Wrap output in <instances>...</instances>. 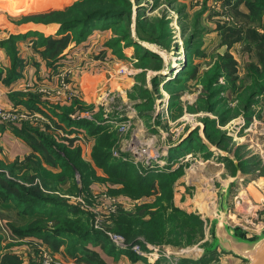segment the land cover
<instances>
[{"label": "rangeland", "instance_id": "374dc122", "mask_svg": "<svg viewBox=\"0 0 264 264\" xmlns=\"http://www.w3.org/2000/svg\"><path fill=\"white\" fill-rule=\"evenodd\" d=\"M127 1L130 16L95 20L92 32L81 43L76 41L75 28L59 32L57 39L67 37V43L61 45L80 50L67 60L68 64L57 66L66 57L65 54L60 59L63 48L57 61L47 63L50 71L57 68L50 86L28 90L30 99L44 106L48 114L17 109L28 118L19 123L0 119L1 125L24 127L30 133L38 130L31 144L32 159H0V172L31 189L35 185L29 179L37 174L36 162L41 158L44 172L38 175L49 181L50 189L41 182L39 188L86 213L93 231L108 238L92 237L93 243L112 247L111 242L126 244V236H135L139 243L132 248H139L145 256L131 251L152 264H245L221 248L212 256L205 258V254L213 242V221L219 218L247 238L264 233V94L252 98L253 102L244 94L247 86L264 83V10L260 11L261 17L253 18L248 0ZM76 2L84 5L87 12L109 7L93 0H0V42L18 36H9L7 27H62L60 16L53 12H67ZM160 21L165 27L160 26ZM127 24H131L129 29L116 32L115 28ZM126 30L141 45V52L124 42ZM115 40H121V57L118 48L109 46ZM189 44L191 48H187ZM34 47L38 48L37 44ZM4 49L12 60L11 49ZM12 49L21 59L17 44ZM187 66L191 73L184 75ZM178 67L180 73L170 78ZM217 74V82H212ZM180 76L184 78L181 83H172ZM156 77L159 84L155 83ZM216 91L221 93L216 95ZM61 116L102 121V134L109 139L100 148L111 152L114 164L129 161L142 174L150 173V193L131 196L122 192L121 183L125 182H118L97 167V138L84 128L70 126ZM221 119L227 123H221ZM205 123L211 144L218 148L216 152L202 148L198 132L203 125L207 135ZM191 131H196L189 136L192 138L183 140ZM41 137L53 142L54 150L63 156L66 154L61 148L71 151L72 156L81 149L82 160L95 171L87 192H68L69 173L46 150ZM218 141L223 150L215 144ZM13 167L18 170L12 174ZM165 172L178 173L162 189L160 180ZM74 179L81 185L79 173ZM225 189L226 215L222 216L221 195ZM0 206V264H38L45 254L53 257L56 264L82 262L72 258L74 243L63 252L49 243L44 247L30 244L37 250L30 261H25L24 254L18 251L25 248L29 238L18 236L13 227L26 223L15 205L2 206L0 199ZM173 206L198 216L201 227H188L181 220L174 223Z\"/></svg>", "mask_w": 264, "mask_h": 264}, {"label": "trees", "instance_id": "16d2710c", "mask_svg": "<svg viewBox=\"0 0 264 264\" xmlns=\"http://www.w3.org/2000/svg\"><path fill=\"white\" fill-rule=\"evenodd\" d=\"M98 4H107L109 5L106 9H101L97 11H89L87 12L84 5L81 3L76 2V4L71 7L67 12H61L56 11L53 12V15L60 16V23H62L61 31H66L71 28H75L78 32L74 33L76 36V41L78 43H81L87 39V36L90 32H92V24L95 20L99 18H107V19H121L123 16L127 17L130 16V5L127 0H93ZM247 7L249 8L250 12H252V16H260L261 17V10H264V0H256V2H253L251 0L247 1ZM52 14V13H51ZM47 16V15H46ZM45 16V17H46ZM48 18V17H47ZM140 23V20L137 21V24ZM131 24L122 25L121 27L115 28L116 32L118 33L121 31V29H129ZM160 26L165 27V24L163 21H160ZM23 36H12L10 41H2L0 42V47L3 48H10L11 54L13 55L12 62H13V69L11 72L8 73L5 81L6 83H11L18 78L21 77V69L23 68V61L18 57V54L16 55L15 50L12 49V46L15 47L17 44V41H19ZM39 39L37 41L38 47H46V50L44 52V56L48 61H51L52 59L57 61L60 56L59 52L63 51L67 46H63L62 44L67 43V37L63 39H55L52 37H44L43 35H38ZM124 42L126 44H133L134 47L139 51L141 48V45L135 41L136 39L131 35L128 30H126V35L124 37ZM264 39V38H263ZM121 40H115L114 42H111L109 46L112 48L119 49L120 57L123 56V53L121 52L120 47ZM60 45V46H59ZM192 45H188L187 48H191ZM64 48V49H63ZM145 56H147L148 53H144ZM61 55V54H60ZM264 58V57H263ZM159 62V61H158ZM183 71L184 75H189L190 69L188 68ZM192 71V70H191ZM2 70L0 69V79L2 78ZM220 74H217L213 77L212 82H217V79L219 78ZM184 78L181 76L176 78V80H173L172 83L179 84L182 82ZM155 83L159 84L161 81L158 77L155 79ZM261 83V81H258L256 84H253L252 86H247L244 90V94L247 96V99L254 97L261 96L264 94V83L262 85H258ZM213 84V83H212ZM259 87V88H258ZM258 88V89H257ZM221 93V91H216L214 94L218 95ZM211 97V96H210ZM253 102V100H252ZM28 104V103H27ZM29 106H32L33 104H28ZM211 111L215 112V109L213 108ZM65 114H63L64 116ZM61 119L65 122H68L70 126H76L80 128H84L85 130L89 131L90 135L97 138L96 141V147L97 151H95V161L97 164V167L99 169L105 170L111 177L116 179L118 182H122L123 180L125 183L123 186L122 192L127 193L131 196H138V195H144L149 194L151 190V175L149 174H142L140 171L136 169L129 161L119 160L116 162V164L113 163L114 159L112 158V154L109 150H105V148H100L101 145L108 142L109 137L107 135H103L104 126L99 124L100 122H95L89 119H69L66 117H62ZM223 119H221V123H227V121L222 122ZM206 124V123H205ZM15 132L21 136L22 138L26 139L30 144L34 142L35 138L33 135H38V130L36 129L34 133H30L27 129L17 128L13 127ZM209 128L208 124H206V136L207 139L210 141L209 132L207 133V129ZM214 132H216V127H213ZM210 131L212 129H209ZM103 133V134H102ZM196 131H194L192 134L194 135ZM102 134V135H101ZM197 135V134H196ZM199 135V132H198ZM40 137V135H39ZM44 143V147L46 150L49 151L50 154L54 155L58 160L61 161L62 169L65 172H68V177L70 178L71 188L69 189V193L81 195L82 193H85L89 190L92 179L94 178V169L89 168L88 165L82 160L81 158V149H77L74 153V156H72V152L63 150V152L66 154V156H63L61 154H58L57 151L54 149L53 142L49 141L46 137H41ZM192 138V136H191ZM189 137V139H191ZM223 138V137H222ZM188 139V140H189ZM201 140V139H200ZM202 142V140H201ZM187 143V142H185ZM185 143H182L179 147H183ZM221 141H218L215 144H218V147L220 148ZM178 147V151L181 150V148ZM202 148L207 149L208 148L202 143ZM221 149V148H220ZM223 150V149H221ZM209 152V151H208ZM211 153V152H209ZM32 159V158H28ZM43 161L41 158L36 162L37 168V174L33 175L31 179H29L30 184L35 185L33 188L29 189L30 187H27L25 185H22L21 183L14 181L10 179L5 172H0V199L2 206H7V204H13L15 205L16 209L18 210V214L23 218H28V221L26 224L18 227H13V231L23 239L26 238H36L43 240L44 243H51V246L55 247L57 243H61L63 239L67 238L71 240V243L73 245L72 248V256H76L74 253H84L88 255L87 262L90 264H98V262L94 259H92L89 254V252L82 249V245H85V243L91 241L92 237L102 238V239H108L106 236L102 235L101 233H97L96 231H93V229L89 225V220L86 215V213L76 205H72L68 203L65 200L59 199V198H53L49 196L46 192H44L43 189L39 188L43 184V186L48 190L50 189V184L47 179H44L42 175H38V172H44V166ZM12 174L16 173L18 168L13 167L11 168ZM80 174V180L81 185L76 183L75 181V174ZM178 173V172H177ZM177 173H163L161 175V187L162 189H166L168 185L172 183L174 180V177L177 176ZM19 175V174H14ZM38 175V176H37ZM18 180V179H17ZM38 181V182H37ZM37 182V183H36ZM151 187V188H150ZM56 187L54 191L57 189ZM60 191H62L60 189ZM167 192L170 191L169 189L166 190ZM16 192H19L21 196L17 195ZM42 214L43 216L37 217L38 215ZM171 216L174 220V223L181 220L184 222L188 227L191 228H200L202 225V220L198 218L196 215L188 214L182 211L179 208H176L175 206L172 207V213ZM89 222V223H88ZM121 234L126 235V232L120 231ZM239 235L242 237H246L243 232L239 231ZM126 244L127 247L126 250L129 251L131 257H133L135 260L141 259L140 256H133L132 246L139 243V240L135 238V236H126ZM57 241V242H55ZM154 243H161V240L159 239H153ZM70 243V244H71ZM1 244V240H0ZM53 244V245H52ZM211 245V244H210ZM215 253H209L205 256L209 257L212 256ZM8 256V255H7ZM102 263V262H101ZM188 263V262H185Z\"/></svg>", "mask_w": 264, "mask_h": 264}, {"label": "crops", "instance_id": "0c3cea01", "mask_svg": "<svg viewBox=\"0 0 264 264\" xmlns=\"http://www.w3.org/2000/svg\"><path fill=\"white\" fill-rule=\"evenodd\" d=\"M7 28L10 30L9 36L12 34L23 36L18 41L17 47L24 66L20 71V78L11 83H6L5 79L8 73L13 69V62L10 59L7 51L4 48L0 47V69L3 72L2 78L0 79V106L8 110L18 109L20 111H32L34 113L40 112L45 115V112L47 113V109L42 105L34 103L27 93L29 89H35L41 85L43 87L50 86V80L53 79L52 75H56L55 73L57 72V68H53L52 71L49 70V67L47 65L49 61L44 56L46 47L35 48L34 46L35 44H37V41L39 39L38 35H43L46 38L52 37L57 39L59 32L61 31V27L56 25L46 27L41 24H28L24 27ZM79 50L80 49H78L77 47L71 48V46L69 48H66L60 59H62L65 54L66 57H64L59 63L57 62V66L61 64H68L67 60H69L72 56L77 55ZM39 80H42V82H38ZM27 103L33 105L29 106ZM10 126L13 125L0 124V159L8 162L24 161L33 153L31 144L15 132L13 128L14 126ZM41 216L43 215L40 214L37 217ZM22 220L27 223L28 218H23ZM25 242L27 243L25 248L23 247L18 251L24 254L25 261H30L31 257L33 256V252L36 253L35 251L37 250V248H31L30 244H36L39 247H41L40 245H43V247L45 246L43 240L36 238H29ZM70 243L71 240L65 238L61 243H57V247L61 248V252H63L65 251L66 246L68 244L70 245ZM49 244L51 245L50 242ZM111 245L112 247H106L105 243L98 241L93 243V241H89L85 243V245H82L81 248L89 252V257L99 260L98 264H152L150 263V261L145 260V258L135 260L133 257H131L129 251H127L126 249L119 247L112 242ZM74 254H76V256H72L73 260H80L82 262H74L73 264H90L89 262H87L88 255L86 254V252ZM133 256L138 255H135V253H133ZM65 258H69L67 259L69 261L71 260V257L67 256ZM73 260L71 261L73 262Z\"/></svg>", "mask_w": 264, "mask_h": 264}, {"label": "water", "instance_id": "95a60500", "mask_svg": "<svg viewBox=\"0 0 264 264\" xmlns=\"http://www.w3.org/2000/svg\"><path fill=\"white\" fill-rule=\"evenodd\" d=\"M199 137L202 143L211 152H216L217 147L212 145L207 139L203 125L200 126ZM194 131H191L183 140L189 138ZM228 194V189L223 191L221 195L220 214L225 216V199ZM213 242L210 245L207 254L216 253L220 248L225 252H232L237 257L245 261V264H264V233L262 235L247 238L239 235L238 231L232 230L223 218L213 221Z\"/></svg>", "mask_w": 264, "mask_h": 264}, {"label": "built area", "instance_id": "2783aa9c", "mask_svg": "<svg viewBox=\"0 0 264 264\" xmlns=\"http://www.w3.org/2000/svg\"><path fill=\"white\" fill-rule=\"evenodd\" d=\"M27 115H21L18 113L17 109H13V111H10L8 109H5L0 106V119L3 122L6 123H19L23 121L24 119H27ZM2 211L0 206V212ZM118 246L120 247H126V244L123 242H116ZM134 252H136L139 255L145 256L141 251H139V248H132ZM150 256L156 258L153 253H149ZM38 264H56L55 259L51 257L49 254H45L42 261H40Z\"/></svg>", "mask_w": 264, "mask_h": 264}, {"label": "bare ground", "instance_id": "6f19581e", "mask_svg": "<svg viewBox=\"0 0 264 264\" xmlns=\"http://www.w3.org/2000/svg\"><path fill=\"white\" fill-rule=\"evenodd\" d=\"M180 71H181V68L180 67L176 68V70L173 72V74L170 75V78H171V76H172V78L173 77L175 78L178 75V73H180Z\"/></svg>", "mask_w": 264, "mask_h": 264}]
</instances>
